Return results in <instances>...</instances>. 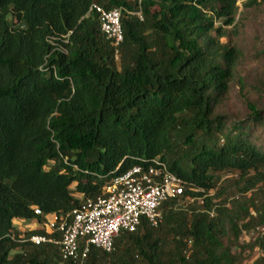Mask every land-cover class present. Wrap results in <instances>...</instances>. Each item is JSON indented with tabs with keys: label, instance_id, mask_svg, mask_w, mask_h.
Segmentation results:
<instances>
[{
	"label": "trees",
	"instance_id": "obj_1",
	"mask_svg": "<svg viewBox=\"0 0 264 264\" xmlns=\"http://www.w3.org/2000/svg\"><path fill=\"white\" fill-rule=\"evenodd\" d=\"M94 4L121 10L117 59ZM263 13L264 0H0V264L61 263L56 244L12 237L58 238L47 216L154 162L183 194L85 264H264V83L247 87L239 64Z\"/></svg>",
	"mask_w": 264,
	"mask_h": 264
},
{
	"label": "built area",
	"instance_id": "obj_2",
	"mask_svg": "<svg viewBox=\"0 0 264 264\" xmlns=\"http://www.w3.org/2000/svg\"><path fill=\"white\" fill-rule=\"evenodd\" d=\"M91 9L98 14L101 33L115 46L117 59L123 42L121 10H105L96 4ZM136 15L142 20L141 12ZM184 189L183 182L164 163L136 165L113 177L103 195L66 213L47 216L46 230L58 238L34 234L12 239L33 245L56 244L62 260L59 264H85L91 246L110 253L121 231L134 232L143 220L157 227L162 221L163 203L181 196Z\"/></svg>",
	"mask_w": 264,
	"mask_h": 264
},
{
	"label": "rangeland",
	"instance_id": "obj_3",
	"mask_svg": "<svg viewBox=\"0 0 264 264\" xmlns=\"http://www.w3.org/2000/svg\"><path fill=\"white\" fill-rule=\"evenodd\" d=\"M264 23V13L260 16ZM256 28H248L246 30L245 41L246 46L244 47V57L240 60V75L241 77L245 78L247 87H250L249 83H254L258 78H261L264 83V32L260 35L259 39H255L256 36ZM258 52H263L259 57L255 56L252 59V55ZM261 59V60H260ZM238 81V80H236ZM240 86L237 84L234 90H231L229 97L226 100L227 109L232 111L235 109L244 108V103L242 101L243 97L238 93V89ZM248 88L244 89V93L246 97H251L254 95L253 93L248 94ZM232 177L230 174H226L222 176V179ZM250 192L246 193V197L250 196ZM14 226L19 228L20 230L29 231L35 228L43 229L45 227L38 225L36 222H22V221H15ZM259 256V253L254 250L251 252L245 253V262L249 261V259L254 260L256 257ZM250 261V262H251Z\"/></svg>",
	"mask_w": 264,
	"mask_h": 264
}]
</instances>
